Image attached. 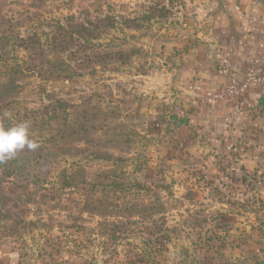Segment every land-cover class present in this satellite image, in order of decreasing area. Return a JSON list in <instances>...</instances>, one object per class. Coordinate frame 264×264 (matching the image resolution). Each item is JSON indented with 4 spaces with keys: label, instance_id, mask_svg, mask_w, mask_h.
Segmentation results:
<instances>
[{
    "label": "rangeland",
    "instance_id": "1",
    "mask_svg": "<svg viewBox=\"0 0 264 264\" xmlns=\"http://www.w3.org/2000/svg\"><path fill=\"white\" fill-rule=\"evenodd\" d=\"M215 1L0 0V106L11 103L8 118L49 106L34 135L55 137L51 160L0 186V264H261L264 143L209 140L178 97L183 83L185 102L199 100L177 56L214 43L200 38ZM86 21L98 50L123 58L69 60L74 74L58 81L27 71L26 39Z\"/></svg>",
    "mask_w": 264,
    "mask_h": 264
},
{
    "label": "crops",
    "instance_id": "2",
    "mask_svg": "<svg viewBox=\"0 0 264 264\" xmlns=\"http://www.w3.org/2000/svg\"><path fill=\"white\" fill-rule=\"evenodd\" d=\"M210 6L215 11L211 35L200 38V43L186 55H179L178 60L183 64L186 79L195 81L192 104L185 102L186 89L183 83L179 99L185 110L190 111V123L202 126L200 131L207 129L209 140L232 141L236 137L249 144L261 146L264 143V80L253 81L249 84L244 96L249 101L247 111L241 115H234L232 106L228 102H213L205 93L216 91L225 87L229 81V74L221 72L212 65V55L216 49L228 55L236 69L235 79L241 81L254 63V70L258 75L264 76V5L259 0H218ZM201 37L200 35H198ZM218 51V50H217ZM216 51V52H217ZM220 51V52H221ZM183 82V81H182ZM208 104V106L206 105ZM198 110H196V109ZM262 149V147H261ZM242 149H239V151ZM250 152L252 154H249ZM256 148L246 150L242 154L241 163L245 170H252L256 165L253 156H257ZM261 264H264V250L261 251Z\"/></svg>",
    "mask_w": 264,
    "mask_h": 264
},
{
    "label": "trees",
    "instance_id": "3",
    "mask_svg": "<svg viewBox=\"0 0 264 264\" xmlns=\"http://www.w3.org/2000/svg\"><path fill=\"white\" fill-rule=\"evenodd\" d=\"M96 27H93L92 21H86V25H80L75 28L58 24L55 33L46 44H42L40 38L26 39L22 43V48L27 52L28 60L26 64L29 65L27 71L32 72L41 81H58L70 78L74 74V69L67 63L69 60H78L75 68L86 70L89 63L92 62L106 64L107 62H116L119 58H123L124 54L122 52H106L100 50V45L98 50L97 45L94 44V40L98 38ZM0 46L2 48L1 55H7V43L3 34L0 35ZM53 53L55 55L68 56L67 59H58L51 62L47 58ZM24 72L21 70L17 73L24 77L26 76ZM48 109L49 106L43 107L41 111L16 112L12 117L8 118L6 110H13L11 103L0 106V127L10 128L20 122L27 121L30 125V138L38 144L36 149L30 150L25 148L18 151L13 158L0 163V186L5 180L21 176L26 166L30 164L37 165L41 161L51 160V157H54V152L50 148V145L55 141V137L51 135L48 138L42 139L34 135V133H38L36 122H39V120L41 122L44 121V115ZM40 112L43 113V116H38ZM107 177V175L99 176V180ZM75 180H77L75 174L68 176L63 173L61 176H58V182L60 183Z\"/></svg>",
    "mask_w": 264,
    "mask_h": 264
},
{
    "label": "built area",
    "instance_id": "4",
    "mask_svg": "<svg viewBox=\"0 0 264 264\" xmlns=\"http://www.w3.org/2000/svg\"><path fill=\"white\" fill-rule=\"evenodd\" d=\"M214 57L217 61V69L221 72H227L230 81L225 87L216 91L208 92L206 96L213 102L230 103L234 115L244 114L249 106V101L244 96L249 84L253 81L264 80V76L258 75L254 70V63H257V61L249 63V68L245 73L244 78L241 81H238L235 79L237 74L236 69L228 55L218 50Z\"/></svg>",
    "mask_w": 264,
    "mask_h": 264
},
{
    "label": "clouds",
    "instance_id": "5",
    "mask_svg": "<svg viewBox=\"0 0 264 264\" xmlns=\"http://www.w3.org/2000/svg\"><path fill=\"white\" fill-rule=\"evenodd\" d=\"M38 144L30 138V125L20 122L10 128L0 127V163L13 158L25 148L34 150Z\"/></svg>",
    "mask_w": 264,
    "mask_h": 264
},
{
    "label": "water",
    "instance_id": "6",
    "mask_svg": "<svg viewBox=\"0 0 264 264\" xmlns=\"http://www.w3.org/2000/svg\"><path fill=\"white\" fill-rule=\"evenodd\" d=\"M261 2V0H259ZM264 1V0H263Z\"/></svg>",
    "mask_w": 264,
    "mask_h": 264
}]
</instances>
